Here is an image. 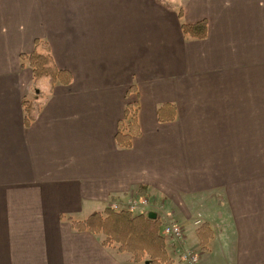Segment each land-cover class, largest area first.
Listing matches in <instances>:
<instances>
[{
    "label": "crops",
    "instance_id": "obj_1",
    "mask_svg": "<svg viewBox=\"0 0 264 264\" xmlns=\"http://www.w3.org/2000/svg\"><path fill=\"white\" fill-rule=\"evenodd\" d=\"M201 19L205 38L182 34ZM44 42L68 84L21 64ZM263 79L264 0H0V264H147L66 219L133 195L186 233L208 224L206 248L186 239L198 264H264ZM23 99L40 104L27 126ZM134 100L140 133L119 147Z\"/></svg>",
    "mask_w": 264,
    "mask_h": 264
},
{
    "label": "trees",
    "instance_id": "obj_2",
    "mask_svg": "<svg viewBox=\"0 0 264 264\" xmlns=\"http://www.w3.org/2000/svg\"><path fill=\"white\" fill-rule=\"evenodd\" d=\"M178 17L182 16V8L177 10ZM182 34L188 38L202 39L207 35V23L204 19L185 23L181 21ZM39 41L35 40V44ZM42 52L34 49L29 53H21V64L24 62L32 72L34 81L47 77L51 85L55 83L68 84L71 75L67 70L55 66L52 54L47 43H43ZM129 91H136L132 85ZM24 112V124L27 126L34 119L39 109V103H33L27 99L22 100ZM138 100L127 101L124 106L123 117L117 123L115 142L119 147L129 148L134 136L139 135L140 129L137 119ZM175 116L173 104H162L157 109L159 121H170ZM73 228L88 230L92 233H101L104 245L116 244L118 249L130 254L134 262L145 260L148 264H174L168 252L166 239L160 233L161 221L158 216L151 218L148 213H133L124 208L113 210L110 207L102 212L95 211L84 220H76L66 217ZM198 245L204 249L212 238V230L207 223L200 224L195 229Z\"/></svg>",
    "mask_w": 264,
    "mask_h": 264
},
{
    "label": "rangeland",
    "instance_id": "obj_3",
    "mask_svg": "<svg viewBox=\"0 0 264 264\" xmlns=\"http://www.w3.org/2000/svg\"><path fill=\"white\" fill-rule=\"evenodd\" d=\"M166 1L170 4L177 5V3L180 0H166ZM263 81H264V79H263ZM262 95H263V130H264V89L262 91ZM108 207L111 208V204ZM123 207H126V206L124 205ZM111 209H113V208H111ZM113 210H118V209H113ZM147 211L156 212L158 214V216L161 218L160 221H162V219H163L162 216L165 215V213L171 212V210L168 209L165 205H162V206L159 205L157 207H153V206L149 205L145 208H140V207L137 208V210L134 213L147 212ZM173 219L183 227V231H184V240L182 243L172 241L171 239L164 236L166 239L168 252L170 254V257L173 259L174 264H184L180 260V255H181V252L183 250H192V251L196 252L197 254H199V258H200V248L198 247V245L195 242L191 241L189 244L186 245V239L187 240L195 239L194 232L192 231V233H186V228L180 222V220H178L174 217H173ZM196 220H200L199 216L194 220V222ZM227 254H228V251H225V252L224 251H213L212 254H210L208 256L205 252L204 257H203V259H204L203 264H230L231 262H230L229 258L226 257ZM143 261H145V260H143Z\"/></svg>",
    "mask_w": 264,
    "mask_h": 264
},
{
    "label": "built area",
    "instance_id": "obj_4",
    "mask_svg": "<svg viewBox=\"0 0 264 264\" xmlns=\"http://www.w3.org/2000/svg\"><path fill=\"white\" fill-rule=\"evenodd\" d=\"M150 198L148 195H133L130 199L126 202H113L111 203V208L113 209H120L125 208L129 211L135 212L137 208H145L149 206ZM126 207H123V206ZM163 219L161 221V234L172 241L182 243L184 240V231L183 227L177 223L170 212L165 213L162 216ZM161 219V218H160ZM195 223H199V220H196ZM180 260L184 264H198L199 262V254L192 250H183L180 255Z\"/></svg>",
    "mask_w": 264,
    "mask_h": 264
},
{
    "label": "water",
    "instance_id": "obj_5",
    "mask_svg": "<svg viewBox=\"0 0 264 264\" xmlns=\"http://www.w3.org/2000/svg\"><path fill=\"white\" fill-rule=\"evenodd\" d=\"M148 216L151 218H155L156 217V213L153 211L148 212Z\"/></svg>",
    "mask_w": 264,
    "mask_h": 264
}]
</instances>
